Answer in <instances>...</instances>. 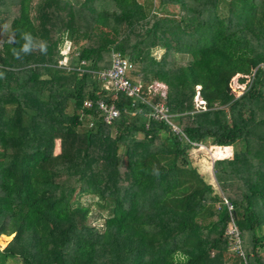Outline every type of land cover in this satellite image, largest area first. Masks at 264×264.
I'll use <instances>...</instances> for the list:
<instances>
[{"label": "trees", "instance_id": "1", "mask_svg": "<svg viewBox=\"0 0 264 264\" xmlns=\"http://www.w3.org/2000/svg\"><path fill=\"white\" fill-rule=\"evenodd\" d=\"M153 4L0 0V264H264V0ZM115 53L131 82L166 86L183 136L123 95L103 122L114 95L95 72ZM208 144L233 150L217 189L188 155Z\"/></svg>", "mask_w": 264, "mask_h": 264}, {"label": "built area", "instance_id": "2", "mask_svg": "<svg viewBox=\"0 0 264 264\" xmlns=\"http://www.w3.org/2000/svg\"><path fill=\"white\" fill-rule=\"evenodd\" d=\"M58 66L66 67V64L63 61H59ZM131 70L132 65L126 59L122 58L119 53H115L113 54L112 64L108 69L95 72L97 80L104 83L107 82V85L108 83L110 84L109 87L113 91L114 95V99L110 103H107L104 100H99L96 104L97 109L101 113L103 122L105 124H111L115 119L120 117L121 112L117 108L114 101L117 95H123L126 98L132 99L131 115L141 113L142 110L138 108V104L143 103L150 109L149 115L154 120L165 121L171 126L172 131L175 134L183 136L180 130L171 123L170 119L172 118V115L168 112V108L163 102L166 95L165 85L155 81L146 86H144L141 82L133 83L129 78ZM197 96L200 97L199 94H197ZM154 97H159L162 100L154 103ZM198 102L200 103L199 106L204 104L201 99ZM84 105L86 107H91L92 103L90 101H85ZM230 208L231 207L229 206V209ZM227 233L234 241L233 249H239L240 239L238 231L235 228H230Z\"/></svg>", "mask_w": 264, "mask_h": 264}, {"label": "rangeland", "instance_id": "3", "mask_svg": "<svg viewBox=\"0 0 264 264\" xmlns=\"http://www.w3.org/2000/svg\"><path fill=\"white\" fill-rule=\"evenodd\" d=\"M154 1L155 0H145V3L148 6H152L154 8ZM150 4V5H149ZM162 50L160 49H155L153 50V56L156 59H159ZM68 61V60H67ZM64 62V61H63ZM66 63V60H65ZM246 78V77H245ZM237 78L233 76L230 81H229V86L233 92L236 91V94H240L242 89L244 88L243 83H239ZM153 81H150L148 84H152ZM156 82V81H155ZM107 83V82H106ZM108 85H110L108 83ZM159 87V86H158ZM166 87V86H165ZM164 89V88H162ZM166 91V88H165ZM201 98L196 95L194 98V102L196 104V107L199 106V100ZM233 150L231 148H224V147H217V146H212L210 144L205 145V146H199L197 148L191 149L188 152L189 159L191 161V165L196 168V170L200 173V175L204 178L206 182L209 184H212L214 189H217V186L214 183V177H213V162L217 159H225V158H231L232 157ZM78 201L83 205L89 207L94 213L98 216L99 214L105 215L108 213L110 206L108 203H103L99 202L96 198H91L89 196H81L78 198ZM101 220L100 218H96L95 220L92 219V225L101 226ZM12 235L8 236H1L0 237V250H3L6 245L9 243L11 240ZM8 264H19V262L16 263V261H9Z\"/></svg>", "mask_w": 264, "mask_h": 264}, {"label": "clouds", "instance_id": "4", "mask_svg": "<svg viewBox=\"0 0 264 264\" xmlns=\"http://www.w3.org/2000/svg\"><path fill=\"white\" fill-rule=\"evenodd\" d=\"M24 51H25V52H28V51H29V45L26 44V45L24 46Z\"/></svg>", "mask_w": 264, "mask_h": 264}]
</instances>
